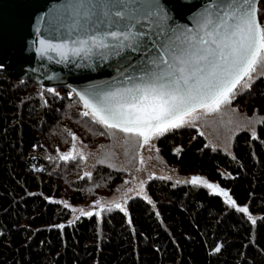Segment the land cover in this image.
Returning a JSON list of instances; mask_svg holds the SVG:
<instances>
[{"label":"trees","instance_id":"16d2710c","mask_svg":"<svg viewBox=\"0 0 264 264\" xmlns=\"http://www.w3.org/2000/svg\"><path fill=\"white\" fill-rule=\"evenodd\" d=\"M33 87L53 90L0 70V264H264V123L257 136L236 137L232 157L194 128L158 140L164 161L218 185L235 205L204 185L153 180L149 200L134 198L127 212L71 221L56 202L62 188L45 143L83 103L69 89L42 100ZM250 91L251 109L264 116V81Z\"/></svg>","mask_w":264,"mask_h":264},{"label":"snow or ice","instance_id":"6c2138e0","mask_svg":"<svg viewBox=\"0 0 264 264\" xmlns=\"http://www.w3.org/2000/svg\"><path fill=\"white\" fill-rule=\"evenodd\" d=\"M262 18L261 0H211L192 27L169 24L159 0H75L67 8L70 32L59 43L53 42L55 36L39 39L37 51L50 60L49 53H55L61 61L114 55L122 68L125 62L134 67L138 74H128L124 86L78 95L84 116L149 145L202 115L219 113L239 89L251 88L264 76ZM50 30L59 26L53 23ZM138 52L144 59L133 65L132 54ZM73 158L72 153L62 157ZM191 183L219 188L200 176ZM219 194L228 197L223 189Z\"/></svg>","mask_w":264,"mask_h":264},{"label":"rangeland","instance_id":"374dc122","mask_svg":"<svg viewBox=\"0 0 264 264\" xmlns=\"http://www.w3.org/2000/svg\"><path fill=\"white\" fill-rule=\"evenodd\" d=\"M263 81L264 76L256 78L251 88ZM251 88L239 89L232 103L219 113L202 115L194 124L181 128L198 130L211 148L232 157L236 137L243 132L257 136L261 120L264 119L257 109H251L249 101L255 95ZM30 93L42 100L62 96L61 91L43 90L41 87H33ZM82 107L80 104L73 107L72 113L58 129L52 130L45 143L49 161L59 174L56 184L62 188V197L55 199L68 208L71 221L84 215L81 209L100 217L112 209L127 212V206L134 198L149 200L147 187L153 180L172 181L183 186L203 185L191 183L192 177L198 174L182 173L162 159L157 144L166 134L153 139L149 145H142V141L136 137H126L118 130L86 122L83 115L86 109ZM67 153H72L74 158L62 159ZM119 178L121 181L117 183ZM219 189L210 190L219 194ZM79 192L84 194V202L74 205L70 197ZM222 197L230 202L229 194Z\"/></svg>","mask_w":264,"mask_h":264},{"label":"water","instance_id":"95a60500","mask_svg":"<svg viewBox=\"0 0 264 264\" xmlns=\"http://www.w3.org/2000/svg\"><path fill=\"white\" fill-rule=\"evenodd\" d=\"M263 0H261L262 2ZM75 0H0V70L16 74L25 81L52 89H69L79 93L111 90L127 84L128 74H138L120 57L101 59L99 53L90 58L69 57L61 61L57 54L41 56L39 39L59 43L70 32L67 8ZM211 0H159L170 17L169 24L192 27L195 18L204 12ZM55 23L59 30L53 32ZM75 35V33H72ZM130 50L125 51V55ZM132 64L139 65L144 57L132 54ZM80 99V98H79ZM81 101V100H80ZM83 103V101H81Z\"/></svg>","mask_w":264,"mask_h":264}]
</instances>
